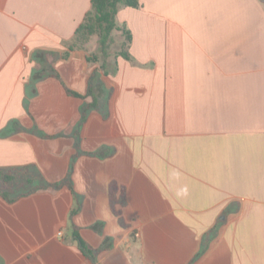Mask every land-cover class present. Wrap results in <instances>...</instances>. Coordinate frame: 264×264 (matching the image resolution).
I'll return each instance as SVG.
<instances>
[{"label":"crops","instance_id":"1","mask_svg":"<svg viewBox=\"0 0 264 264\" xmlns=\"http://www.w3.org/2000/svg\"><path fill=\"white\" fill-rule=\"evenodd\" d=\"M139 2L110 66L91 0H0V169L73 188L0 197V264H264V2Z\"/></svg>","mask_w":264,"mask_h":264},{"label":"trees","instance_id":"2","mask_svg":"<svg viewBox=\"0 0 264 264\" xmlns=\"http://www.w3.org/2000/svg\"><path fill=\"white\" fill-rule=\"evenodd\" d=\"M92 10L86 15L84 21L77 28L72 42L69 44V51L76 49H84L90 42L92 37H99V50L105 56L107 48L111 41V35L115 31H119L125 37V44L119 54L125 59L130 60L128 52L129 45L132 41V36L129 28L126 25L119 26L116 20L120 7H129L138 9L140 7L139 0H91ZM69 56V52L64 55V58ZM88 62H98V56H88ZM104 67V66H103ZM68 93L75 97H83L81 94L68 90ZM69 187L73 190L69 178L59 183H48L43 178L36 174L30 167L22 169H0V197L9 203H13L21 197L27 196L34 192L43 189H61ZM112 200L114 191L112 188ZM74 238L78 240L80 249L84 254L90 253V247L74 232Z\"/></svg>","mask_w":264,"mask_h":264},{"label":"rangeland","instance_id":"3","mask_svg":"<svg viewBox=\"0 0 264 264\" xmlns=\"http://www.w3.org/2000/svg\"><path fill=\"white\" fill-rule=\"evenodd\" d=\"M122 33H117L113 32L111 35V41L109 43V46L107 48V53L104 56L100 50H99V37L94 36L90 40V42L87 44V50L90 52V49H94V52H90L89 56H98V63L102 64L104 61H106L110 66H113V61H114V56L121 52L123 49H125L124 44H125V37L121 35ZM124 40V42H123ZM84 48V49H85ZM107 64V65H108ZM106 65V64H105ZM109 66V70H112V67ZM108 67V66H107ZM103 69V66L101 67ZM106 71V69H105Z\"/></svg>","mask_w":264,"mask_h":264},{"label":"built area","instance_id":"4","mask_svg":"<svg viewBox=\"0 0 264 264\" xmlns=\"http://www.w3.org/2000/svg\"><path fill=\"white\" fill-rule=\"evenodd\" d=\"M60 235H61V233H60Z\"/></svg>","mask_w":264,"mask_h":264},{"label":"water","instance_id":"5","mask_svg":"<svg viewBox=\"0 0 264 264\" xmlns=\"http://www.w3.org/2000/svg\"><path fill=\"white\" fill-rule=\"evenodd\" d=\"M263 2H264V0H263Z\"/></svg>","mask_w":264,"mask_h":264}]
</instances>
